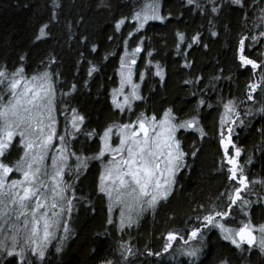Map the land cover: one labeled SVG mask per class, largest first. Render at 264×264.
<instances>
[{"label":"trees","instance_id":"trees-1","mask_svg":"<svg viewBox=\"0 0 264 264\" xmlns=\"http://www.w3.org/2000/svg\"><path fill=\"white\" fill-rule=\"evenodd\" d=\"M148 2L0 0V70H6L9 78L21 67L28 78L46 70L53 74L57 137H65L66 154L75 153L64 175L71 185L68 195L74 189L76 197L70 215L65 213L69 231L66 234L62 224L43 260L29 252L32 264H104L108 260L112 264H220L222 260L248 264L220 229L203 218L223 211L239 183L229 177L231 166L220 143L224 104L234 100L239 115L234 116L233 141L241 149L239 166L250 181L241 195L250 203L241 206L238 201L231 205L229 217L216 219L232 227L249 218L254 225L264 221V0H244L243 6L232 0H195L193 4L157 0L165 19L149 21L137 30L132 16ZM213 7L218 11L213 12ZM121 18H126L125 23L117 29ZM45 24L48 35L37 39ZM178 33L184 34L183 42ZM196 35L199 41L192 39ZM245 37L244 54L255 59L258 68L245 66L239 59V41ZM137 46L141 51L134 80L140 84L142 99L131 111L122 112L112 102V90L119 86L121 59ZM157 64L163 79L156 74ZM93 65L95 71H91ZM253 83L259 85L254 92L250 91ZM7 84V79L0 84V104L9 101ZM169 108L178 121L196 117L204 135L196 128L178 132L188 155L171 193L121 229L98 187L103 160L94 157L101 148L100 136L107 127L131 123L140 113L159 119ZM72 109L85 116L79 131L71 126ZM53 146L59 148L60 141ZM22 149L15 138L10 159H18ZM230 153L235 154L231 145ZM77 156L88 157L86 169H76ZM193 227L201 228L197 238L191 237ZM169 232L177 236L167 253ZM190 241L198 244V256L191 260L178 256ZM126 247H131L133 255L124 259L121 252ZM12 259L0 252V264ZM252 259L251 264H264V254L256 252Z\"/></svg>","mask_w":264,"mask_h":264},{"label":"snow or ice","instance_id":"snow-or-ice-1","mask_svg":"<svg viewBox=\"0 0 264 264\" xmlns=\"http://www.w3.org/2000/svg\"><path fill=\"white\" fill-rule=\"evenodd\" d=\"M187 2L193 4L195 0ZM232 3L243 6L244 0H232ZM56 6L59 7V4ZM212 11L217 12L218 9L213 7ZM125 19L121 18L118 21L117 29L125 23ZM132 19L138 22L139 30L150 20L163 21L165 16L161 15L157 0H149L134 13ZM47 28V24L41 27L37 39L48 35ZM213 35L216 33L213 32ZM178 36L183 42L184 34L178 33ZM192 39L199 41L200 37L196 35ZM246 39L245 37L239 41V59L245 66L258 68L260 64L244 54ZM95 47L93 45V50ZM140 51L141 47L137 46L131 53L125 52L127 59L122 58L120 61V85L119 88L112 90V102L122 112L126 107L131 109L134 100L142 99L138 91L140 85L133 79L136 54ZM91 71H95V65ZM156 74L163 79V69L159 64ZM52 75L46 70L28 78L21 67L9 78L6 70H0V84H3L5 79L8 80L7 88L12 97L7 103L0 104V237H2L0 251L13 258L9 264H32L29 252L43 260L48 245L55 239L62 224L63 231L66 234L69 231L64 219L65 213L70 215L76 197L74 189L71 196L68 195L71 185L64 180V175L69 167L70 155L75 153L66 154L68 150L64 143L65 137L63 135L57 137ZM261 79L264 80V76ZM257 87L259 85L253 83L250 91L254 92ZM126 88L130 91L126 92ZM71 90L75 91L74 84ZM203 103L204 100L201 99L200 104ZM224 110L220 122V143L223 146V156L231 166L228 169L229 177L238 180L239 183L228 196L229 205L223 211L205 215L203 219L209 225L218 227L223 233V238L238 248L244 244L250 246L258 244L261 250H264V224L259 225L258 238L257 226L252 224L250 218L246 222L241 221L239 227H232L216 219L229 217L231 205L237 204L238 201L241 206L250 203L241 195L242 191L248 188L250 181L243 168L239 166L238 157L241 149L235 147L233 141L234 116L239 115L235 101L229 100L224 104ZM71 111V126L73 130L79 131L85 116L76 109ZM197 123L196 117L178 121L169 108L163 113L162 118L158 119L155 114L148 116L140 113L134 123L114 124L104 130L100 136L102 147L94 158H103L105 153L111 158L103 164L98 187L110 201L109 211L113 204L121 206V229L126 224L130 226L135 223L133 212L138 215L144 210L145 205L155 208L161 200L168 198L176 183V173L184 166V158L188 155L181 147V141L176 133L182 128H196L203 136L204 130L197 127ZM225 125H228L226 130ZM113 128L119 130V142L116 144L112 142ZM87 134L91 136L93 133ZM17 136L20 137L19 144L23 145V155L12 161L10 149ZM57 139L60 146L51 158V165H48L47 154ZM230 145L235 149L234 155L230 153ZM191 155L195 156L196 152L193 151ZM76 159L79 162L76 169L87 168L88 157L82 159L77 156ZM13 171L19 173L21 178L9 180L8 177ZM108 223H112V220L109 219ZM200 232V227H193L191 237L197 238ZM176 236L177 233H168L169 243L164 246V251L172 247L171 241L175 240ZM59 250L58 248L57 251ZM198 252L199 249L193 248L187 251V254L197 257ZM131 255H133L131 247H126L121 252L124 259ZM104 264H112V261H105ZM220 264H228V261L222 260Z\"/></svg>","mask_w":264,"mask_h":264},{"label":"rangeland","instance_id":"rangeland-1","mask_svg":"<svg viewBox=\"0 0 264 264\" xmlns=\"http://www.w3.org/2000/svg\"><path fill=\"white\" fill-rule=\"evenodd\" d=\"M159 3V2H158ZM159 6H160V3H159ZM150 21H152V20H150ZM138 23V22H137ZM126 52H128V53H131L132 51L131 50H127ZM138 54H139V52L136 54V60H137V56H138ZM123 58H125V59H127L126 57H125V54H124V56H123ZM134 67H135V65H134ZM121 68V67H120ZM119 77H120V70H119ZM119 79H121V77L119 78ZM133 79H134V77H133ZM120 81V80H119ZM119 85H120V82H119ZM140 85V84H139ZM117 88H119V86L117 87ZM125 91L127 92V91H130V89L129 88H126L125 89ZM138 91H139V94H140V87H139V89H138ZM12 97H11V95H10V92H9V100L11 99ZM120 99L122 100L123 99V97H120ZM138 100H134L133 102H132V106H131V109H128L127 107L124 109V111H126V110H128V111H131L132 109H133V107H134V104L137 102ZM120 110V109H119ZM54 114H55V103H54ZM55 116H56V114H55ZM137 118V117H136ZM136 118L131 122V123H134L135 122V120H136ZM162 118V117H161ZM225 127H228V125H225ZM183 129V128H182ZM182 129H179V131L180 130H182ZM190 129H192V128H188V129H185V130H190ZM56 130H57V124H56ZM178 131V132H179ZM178 132L176 133V135L178 136ZM16 138H18L19 140H20V137L19 136H17ZM112 142H113V144H116V143H118L119 142V130H118V128H113V133H112ZM53 145H54V142H53ZM52 145V147H51V149H50V151L48 152V154H47V164L48 165H51V158L56 154V147L55 146H53ZM22 147H23V145H22ZM101 147H102V141H101ZM23 155V149H22V154H21V156ZM111 157H110V155L108 154V153H105V156L103 157V158H100V159H102L103 160V164L104 163H106L109 159H110ZM239 160V159H238ZM179 172V171H178ZM177 172V173H178ZM177 173H176V175H177ZM18 178H21L20 177V174L19 173H17V172H15V171H13L10 175H9V177H8V179L9 180H11V179H18ZM107 196V195H106ZM108 198V197H107ZM109 200V199H108ZM109 203H110V201H109ZM159 204V203H158ZM158 204L156 205V206H158ZM155 206V207H156ZM150 209H152V207H149V206H147V205H145V207H144V210L143 211H148V210H150ZM142 211V212H143ZM111 212H112V214L118 219V222L120 223V212H121V206L120 205H117V204H113L112 205V208H111ZM142 212H140L138 215L135 213V212H133V217H134V220H135V218L136 217H138ZM262 224H264V221L263 222H261L260 224H257L256 226H257V228H256V231L258 232V238H259V225H262ZM127 226H129V225H125V227H127ZM221 231V230H220ZM221 234H222V236H223V233L221 232ZM0 238H2V237H0ZM171 243H172V241H171ZM198 245V244H197ZM197 245L196 244H192L191 243V241H190V243H188L187 245H186V247H185V249L184 250H182V251H180V249H179V251H178V256H180V257H187L189 260H191L192 258H194V257H192V256H190V255H188L187 254V251H190L191 249H193V248H196V249H198V247H197ZM236 246V245H235ZM257 248L259 249V250H261V248L259 247V245L257 244ZM168 251L169 250H167V253H168ZM263 252H264V250H262ZM1 252V251H0Z\"/></svg>","mask_w":264,"mask_h":264},{"label":"flooded vegetation","instance_id":"flooded-vegetation-1","mask_svg":"<svg viewBox=\"0 0 264 264\" xmlns=\"http://www.w3.org/2000/svg\"><path fill=\"white\" fill-rule=\"evenodd\" d=\"M256 234H257V237H258V232L256 231ZM236 249H237V251H238V253H239V255H242L243 256V259H245V258H247V260H248V264H251V263H249V262H252L253 261V257H254V255L256 254V252L257 253H260V254H264V252L262 251V250H259L258 248H257V245L256 246H254V247H251V246H247V245H243L242 247H240V248H238L237 246H236Z\"/></svg>","mask_w":264,"mask_h":264},{"label":"water","instance_id":"water-1","mask_svg":"<svg viewBox=\"0 0 264 264\" xmlns=\"http://www.w3.org/2000/svg\"><path fill=\"white\" fill-rule=\"evenodd\" d=\"M245 245H247V244H245ZM247 246H250V245H247ZM254 246H256V244L255 245H251V247H254Z\"/></svg>","mask_w":264,"mask_h":264}]
</instances>
